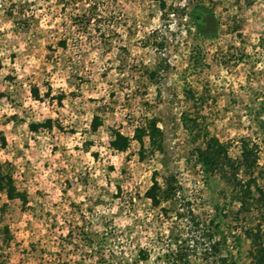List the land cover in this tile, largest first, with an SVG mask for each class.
<instances>
[{"label": "rangeland", "instance_id": "374dc122", "mask_svg": "<svg viewBox=\"0 0 264 264\" xmlns=\"http://www.w3.org/2000/svg\"><path fill=\"white\" fill-rule=\"evenodd\" d=\"M220 238L264 264V0H0V264Z\"/></svg>", "mask_w": 264, "mask_h": 264}, {"label": "trees", "instance_id": "16d2710c", "mask_svg": "<svg viewBox=\"0 0 264 264\" xmlns=\"http://www.w3.org/2000/svg\"><path fill=\"white\" fill-rule=\"evenodd\" d=\"M195 18H196L198 23H202L204 21V19H205V13L204 12L203 13H197ZM218 145L221 147V145L219 143H218ZM217 156L218 155L214 152L212 154V160L214 158H216ZM213 162H215V159L213 160ZM161 190L162 189L160 188V186L156 182L155 183V188L148 192L147 196H148V198H150L152 200V203H153L154 207L159 206L160 203H161V200L159 198V193L161 192ZM169 191L171 192L172 197L176 194V188L173 187V185H171L169 187ZM210 250L213 251V253L216 254V255L217 254H222L223 252H225L227 254L224 257L220 256L218 258V263L219 264H234L233 263V256L231 255V253H228V251H226L227 250V240L225 238H220L218 241H215L214 244L210 247ZM179 255H180V257H179L180 258L179 259L180 262H183V260L185 258L184 256H186V258L188 256L186 254H180V253H179ZM185 260L186 261H184L185 263H183V264H188L189 263L188 259H185Z\"/></svg>", "mask_w": 264, "mask_h": 264}]
</instances>
